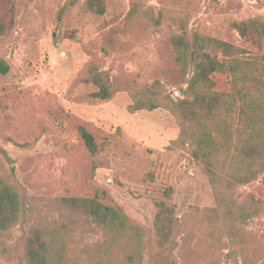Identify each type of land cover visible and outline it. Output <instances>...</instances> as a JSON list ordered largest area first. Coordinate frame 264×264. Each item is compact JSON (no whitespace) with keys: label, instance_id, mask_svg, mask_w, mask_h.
<instances>
[{"label":"rangeland","instance_id":"obj_1","mask_svg":"<svg viewBox=\"0 0 264 264\" xmlns=\"http://www.w3.org/2000/svg\"><path fill=\"white\" fill-rule=\"evenodd\" d=\"M86 1L0 0V61L10 67L0 73V175L47 223L70 222L72 234L89 242L98 236L83 220L66 219L56 200L98 197L122 209L143 229V264L162 258L154 242L157 201L174 206L180 227L163 264H241L239 253L240 263L226 257L235 247L226 236L219 245L212 235L207 219L217 203L203 167L188 147L172 144L181 132L174 102L187 86L172 37L185 27L244 47L232 24L264 19V0H106L104 15ZM91 69L108 74L110 99L92 97ZM156 82L162 107L131 113L132 96ZM80 127L94 136L95 154ZM246 193L264 201V182L236 191L240 200ZM243 234L263 253L264 217ZM21 235L17 227L0 245V264H25Z\"/></svg>","mask_w":264,"mask_h":264},{"label":"trees","instance_id":"obj_2","mask_svg":"<svg viewBox=\"0 0 264 264\" xmlns=\"http://www.w3.org/2000/svg\"><path fill=\"white\" fill-rule=\"evenodd\" d=\"M105 3L106 0H87L86 6L104 15ZM232 28L243 39L244 47L188 32L185 27L173 35L176 62L187 86L180 90L182 98L174 102L173 113L181 132L172 144L188 147L208 177L217 203L207 219L214 229L212 235L219 245L226 236L235 246L226 257L237 262L239 253L241 264H264V251H254L243 239L245 229L264 217V201L252 193H246L241 200L236 194L240 187L258 180L264 182V19L234 22ZM4 33L0 22V36ZM9 68L0 61L1 74H7ZM90 80L98 88L93 98L103 101L112 97L107 73L91 69ZM158 86L156 82L142 94L133 95L129 111L162 107ZM79 134L88 151L95 154L98 146L94 136L85 127L79 128ZM7 159L14 164L10 157ZM55 204L66 219L83 220L98 240L89 242L83 236H74L70 222L47 223L42 210L31 206L0 175V245L11 239L19 227L25 264L144 263L143 229L122 209L110 207L98 197H64ZM156 207L154 242L162 255L159 264H163V250L174 245L180 227L174 206L157 201ZM209 264H215V260Z\"/></svg>","mask_w":264,"mask_h":264}]
</instances>
